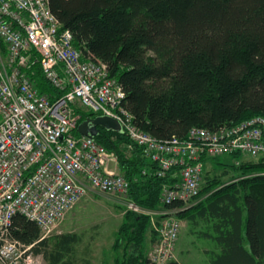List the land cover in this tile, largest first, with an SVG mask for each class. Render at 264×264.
<instances>
[{
	"label": "trees",
	"instance_id": "1",
	"mask_svg": "<svg viewBox=\"0 0 264 264\" xmlns=\"http://www.w3.org/2000/svg\"><path fill=\"white\" fill-rule=\"evenodd\" d=\"M49 3L84 60L104 64L123 88V105L135 125L158 141L186 140L193 128L216 131L264 117V0ZM0 50L6 54L2 40ZM28 74L39 94L52 101L64 94L39 66ZM76 115L78 125L99 116L81 107ZM94 139L117 155L120 173L130 184V201L148 211L161 210V193L174 182L172 175L155 176V164L126 134L99 128ZM230 158L233 163L225 174L234 173L231 181L236 182L220 187L226 183L208 180L207 160L199 203L177 216L207 226L204 234L217 243L214 251H207L210 264H264V158H250L239 166L235 163L242 155ZM149 233L154 243L151 217L128 211L110 251L112 264H154ZM10 235L33 245L46 264H91L76 256L81 241L77 234L40 241L38 225L16 214Z\"/></svg>",
	"mask_w": 264,
	"mask_h": 264
},
{
	"label": "built area",
	"instance_id": "2",
	"mask_svg": "<svg viewBox=\"0 0 264 264\" xmlns=\"http://www.w3.org/2000/svg\"><path fill=\"white\" fill-rule=\"evenodd\" d=\"M0 40L6 46L5 55L0 50V264L43 263L33 245L11 237L16 214L38 225L42 241L90 189L141 212L129 199L117 155L94 138L76 135L77 108L118 121L155 164V176L172 175L174 182L163 187V208L144 209L156 236L149 255L154 264L175 260L182 229L177 215L198 199L207 160L233 154L264 158V117L216 131L193 128L186 140L161 142L143 132L123 105V88L104 64L84 60L49 0H0ZM35 66L62 96L52 101L38 93L28 74Z\"/></svg>",
	"mask_w": 264,
	"mask_h": 264
},
{
	"label": "rangeland",
	"instance_id": "3",
	"mask_svg": "<svg viewBox=\"0 0 264 264\" xmlns=\"http://www.w3.org/2000/svg\"><path fill=\"white\" fill-rule=\"evenodd\" d=\"M250 158L243 156V160L235 164L239 166V163L248 161L247 159ZM232 163L229 155L210 159L206 165L208 180L218 179L226 183L220 187L236 182L231 181L235 176L234 173L225 174V169ZM199 201L200 198L196 200V204ZM128 211L133 212L124 200L91 189L87 190L86 196L68 212L51 232L49 238L56 237L58 234H77L81 239L77 245L78 258H88L91 264H112L110 251ZM183 228L185 227L182 226L175 249V261L180 264H210L207 251H214L217 243L204 234L207 233V226L191 223L187 229ZM152 250L153 246L149 250V255ZM42 264H46L44 258Z\"/></svg>",
	"mask_w": 264,
	"mask_h": 264
},
{
	"label": "water",
	"instance_id": "4",
	"mask_svg": "<svg viewBox=\"0 0 264 264\" xmlns=\"http://www.w3.org/2000/svg\"><path fill=\"white\" fill-rule=\"evenodd\" d=\"M99 128L107 131L124 134L122 126L115 119L108 116H97L93 119H87L78 126L80 135L94 138L99 133Z\"/></svg>",
	"mask_w": 264,
	"mask_h": 264
},
{
	"label": "crops",
	"instance_id": "5",
	"mask_svg": "<svg viewBox=\"0 0 264 264\" xmlns=\"http://www.w3.org/2000/svg\"><path fill=\"white\" fill-rule=\"evenodd\" d=\"M197 202H195L193 205H195ZM182 226L185 227L183 229H187L190 226V223L187 219H182ZM61 235V234H58ZM150 233L148 234V242H147V247L150 250L153 246V243H151V238H150Z\"/></svg>",
	"mask_w": 264,
	"mask_h": 264
},
{
	"label": "bare ground",
	"instance_id": "6",
	"mask_svg": "<svg viewBox=\"0 0 264 264\" xmlns=\"http://www.w3.org/2000/svg\"><path fill=\"white\" fill-rule=\"evenodd\" d=\"M163 194V190H162V193H161V195ZM140 214H146L145 213V210L144 209H141V212H140ZM182 223V222H181ZM152 229H153V226H152Z\"/></svg>",
	"mask_w": 264,
	"mask_h": 264
}]
</instances>
